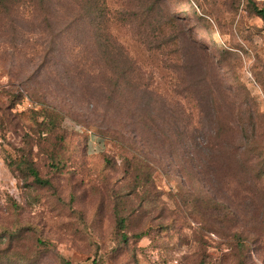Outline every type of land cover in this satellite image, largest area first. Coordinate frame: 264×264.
<instances>
[{
  "label": "rangeland",
  "instance_id": "obj_1",
  "mask_svg": "<svg viewBox=\"0 0 264 264\" xmlns=\"http://www.w3.org/2000/svg\"><path fill=\"white\" fill-rule=\"evenodd\" d=\"M106 1L146 94L117 92L79 0L0 9V264H264V23Z\"/></svg>",
  "mask_w": 264,
  "mask_h": 264
},
{
  "label": "trees",
  "instance_id": "obj_2",
  "mask_svg": "<svg viewBox=\"0 0 264 264\" xmlns=\"http://www.w3.org/2000/svg\"><path fill=\"white\" fill-rule=\"evenodd\" d=\"M48 0H0V9L5 12H11L13 6H18L22 3L31 5H47ZM81 4L82 11L86 15L88 24L90 27V32L92 33L95 43L97 45L98 53L101 56V61L112 70L113 80L117 89V92H122V90L130 89L131 92H140L146 94L148 92L147 87L140 81L144 79L141 69L135 61H131L124 56L123 49L116 44L113 37L110 34V25L113 24L114 18L110 15V10L107 6L106 0H79ZM249 8L252 13L259 17L264 23V6L259 7L253 0H247ZM12 3V4H11ZM11 4V6H8ZM37 11H43L41 9H36ZM145 88V89H143ZM121 90V91H120ZM123 90V91H124ZM188 89L180 91L181 94H186ZM178 94L177 91H175ZM49 112V111H47ZM48 114V113H47ZM220 132V131H219ZM126 156L124 158L125 164L129 167L132 166L131 159L128 158L129 151L125 149ZM134 168V166H133ZM145 168H135L134 172L136 174L143 173ZM27 171L29 175L33 178L34 183L40 186H49L48 181H44L40 178L37 170L31 165L27 166ZM120 227L125 228V220L121 219ZM63 264H71L68 261H64ZM95 264V263H94ZM97 264V263H96Z\"/></svg>",
  "mask_w": 264,
  "mask_h": 264
},
{
  "label": "built area",
  "instance_id": "obj_3",
  "mask_svg": "<svg viewBox=\"0 0 264 264\" xmlns=\"http://www.w3.org/2000/svg\"><path fill=\"white\" fill-rule=\"evenodd\" d=\"M2 89H3V83L0 82V92L2 91Z\"/></svg>",
  "mask_w": 264,
  "mask_h": 264
}]
</instances>
